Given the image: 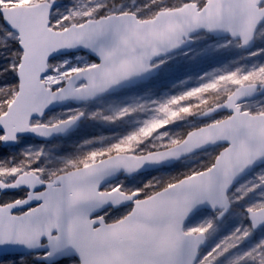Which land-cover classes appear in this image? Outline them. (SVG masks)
I'll return each mask as SVG.
<instances>
[{
  "label": "snow or ice",
  "instance_id": "1",
  "mask_svg": "<svg viewBox=\"0 0 264 264\" xmlns=\"http://www.w3.org/2000/svg\"><path fill=\"white\" fill-rule=\"evenodd\" d=\"M61 6L58 0L28 6L0 0V33L14 49L4 66L10 79L0 81V92L7 90L0 95V145L11 147L29 135L66 136L82 120L118 127L144 115L131 130L113 133L117 138L109 144L56 156V168L47 167L44 148L24 149L15 162L0 155V249L18 254V264H264V199L247 203L240 225L214 243L208 242L215 220L186 226L204 205L219 209L222 218L250 194L264 195V174L234 188L241 173L264 161V107L246 103L264 91V46L257 44L264 0H181L175 7L151 0L148 14L108 0H74L59 12ZM193 33L222 37L217 47L235 43L256 59L232 69L224 63L199 76L196 86L163 98L115 95L157 75ZM213 99L220 102L209 106ZM56 103L80 106L49 118ZM201 106L203 124L170 135L167 126L197 115ZM217 125H224L222 136L191 149L221 146L206 165L140 187L105 183L122 170L178 159L190 150L179 148L192 135ZM153 137L162 143L144 151ZM107 138L92 136L77 146ZM257 232L260 238L250 243ZM0 264L17 262L0 255Z\"/></svg>",
  "mask_w": 264,
  "mask_h": 264
},
{
  "label": "rangeland",
  "instance_id": "2",
  "mask_svg": "<svg viewBox=\"0 0 264 264\" xmlns=\"http://www.w3.org/2000/svg\"><path fill=\"white\" fill-rule=\"evenodd\" d=\"M58 1L62 3V6L58 9L59 12H63L65 10L63 5L66 4L68 6H72L74 3V0ZM32 2L33 0H21V6H28L32 4ZM108 2L113 6L124 4L129 7L140 8V10L145 14L152 11V7L145 6L149 5L151 0H108ZM180 3L181 0H156V4H163L170 7L178 6ZM221 41L222 39H216L209 34L200 33L198 36L193 38V45L191 49L171 55L172 58L167 62V64L162 66L159 73L155 77L148 80L146 83L125 88L123 91L116 93L115 95L120 97L135 96L145 100L163 98L166 95H174L196 86L200 82L198 79L199 76L203 75L205 72H211L214 68L222 67L224 63L227 64L229 69H232L240 65L251 64L255 61L256 58L247 57V53H245L243 49L238 48L235 43H233L230 49L217 47ZM257 44L258 46H264V33L257 34ZM13 50V41L11 38L7 37L3 33H0V81L5 80L6 78L10 79L8 70L4 66L14 59V56L12 55ZM81 55H84V53H81ZM260 58L264 59V56ZM6 92L7 90L0 92V95L6 94ZM218 101L219 100L216 99L210 100L208 105L211 106ZM247 105L253 110L264 107V96L251 102H247ZM77 106L80 105L68 104L60 109L47 113V116L49 118H63V114L68 107ZM203 113H205V110L204 107L201 106L197 115L190 116L184 120L169 125L167 126V130L172 136H184L190 129H197L198 126L206 121L207 118L203 120L199 118ZM143 115L144 114H137V116L130 117L127 122H122L118 127H106L96 122L82 120L79 126L72 133L64 137H58L49 142L43 143L37 139L26 137L14 147L5 148L0 145V155L6 153L9 157H14L15 159L13 162H15V160L20 158L19 154L24 149L31 148L33 150H39L40 148H44L45 151L49 153L50 163L47 164V167L56 168L61 163L55 158L56 156L66 155L68 153H71L72 155L79 153L82 155L91 147H102L104 144H109L113 139L117 138L116 135H113V133L123 134L124 132L131 130L136 127L135 120L137 117H142ZM101 135L108 137L102 143L97 142L93 145L77 146V144H79L83 139ZM161 143V138L153 137L150 144H144L142 145V148L146 152L154 151L152 146H159ZM219 150L220 147L209 149L174 165L166 166L143 174H136L130 178H123L121 175L113 183L120 182L128 188L140 187L149 180L153 181L154 184L161 183L168 180L171 176L179 175L206 165L216 154H218ZM262 174H264V165L253 170V172L244 178L236 187L249 185L251 182L256 181ZM115 190L119 191V189ZM259 199H264V195H261L258 190L256 193L250 194L249 197H246L244 202L234 203L230 211L223 217L222 220L217 219L218 212L212 213L208 211H201L191 218L186 226H194L209 219L215 220L217 231L210 237L208 242L209 244L214 243L219 237L228 234L231 230L240 225L242 217L239 213L247 203L254 202ZM260 235L261 234L259 232L254 234L250 243L257 242ZM9 258L14 259L18 264L19 256H9Z\"/></svg>",
  "mask_w": 264,
  "mask_h": 264
},
{
  "label": "water",
  "instance_id": "3",
  "mask_svg": "<svg viewBox=\"0 0 264 264\" xmlns=\"http://www.w3.org/2000/svg\"><path fill=\"white\" fill-rule=\"evenodd\" d=\"M58 3L62 4L61 2L58 1ZM200 33H193V36H192V41L185 45L183 48L181 49H178L176 50V52L174 53H170L169 55H173V54H176V53H179V52H184V51H188L189 49H191L192 45H193V38H195L196 36H198ZM212 36V35H210ZM212 37H215L216 39H222V37H219V36H212ZM162 68V67H161ZM160 68V69H161ZM159 69V71H160ZM156 76V75H155ZM153 76V77H155ZM153 77L149 78L152 79ZM130 86H133V85H130ZM128 86V87H130ZM264 96V91H258L255 95L253 96H250V97H247L246 98V103L247 102H251L257 98H260V97H263ZM68 104H64V103H56L55 105L53 106H50V108L48 109V112H51V111H54V110H57V109H60L64 106H66ZM200 119H206L207 118V114L206 112L203 113L200 117ZM223 130H224V125H217L216 127L214 128H209V129H205V130H201V131H197L194 135H192L187 143L185 145H182L180 146L179 150H183V148H188L190 150H188L187 152H185L184 154L180 155V157L178 159H174V160H165L163 163L161 164H145L144 167L138 171V172H132V173H129L127 171H120V172H117L114 176H111V177H108L105 181V183H113L120 175L123 176V178H130L132 176H135L136 174H143V173H147V172H151V171H154V170H158L160 168H163V167H166V166H171V165H174L178 162H181L191 156H194L196 154H199V153H202V152H205L209 149H213V148H216V147H221L219 144H208L204 147H202L201 149L197 150V151H193L191 149L193 148H196L199 146V144L201 143H204V144H207V139L209 137H220L222 136L223 134ZM74 131V130H73ZM72 131V132H73ZM70 132V133H72ZM69 133V134H70ZM68 134V135H69ZM65 135H60V136H54V137H51V138H48V139H45V138H42V137H38V136H32V135H29L28 137H31L33 139H37L38 141H41L43 143L45 142H49L51 140H54L58 137H64ZM67 136V135H66ZM16 145V144H15ZM15 145L11 146V147H14ZM3 146V145H2ZM4 147V146H3ZM129 164L130 165H134L136 163V161L132 158V157H129ZM262 165H264V161L262 162H257L255 165L251 166L250 168L246 169L243 173H241L237 178H236V182L234 184V187L237 186L239 184V182H241L244 178H246L253 170H255L256 168H259L261 167ZM117 192H119L118 190H114L112 193H109L108 195L109 196H112V195H115ZM3 194H0V198ZM231 209V208H230ZM229 209V211H230ZM202 211H208V212H212V213H215V212H219V209H213L211 208V206L209 205H204L202 206ZM228 211V212H229ZM201 212V211H199ZM197 212V213H199ZM226 212L225 215L228 213ZM196 213V214H197ZM195 214V215H196ZM194 215V216H195ZM224 215V216H225ZM194 216L190 217L186 223L191 219L193 218ZM223 216V217H224ZM223 217H217L218 220H222ZM0 255H7V256H19L18 254H14L12 253L10 250L8 249H0ZM65 260L67 258H64Z\"/></svg>",
  "mask_w": 264,
  "mask_h": 264
},
{
  "label": "trees",
  "instance_id": "4",
  "mask_svg": "<svg viewBox=\"0 0 264 264\" xmlns=\"http://www.w3.org/2000/svg\"><path fill=\"white\" fill-rule=\"evenodd\" d=\"M219 102H220V101H218L217 103H219ZM187 133H188V132H187ZM187 133H186V134H187Z\"/></svg>",
  "mask_w": 264,
  "mask_h": 264
},
{
  "label": "bare ground",
  "instance_id": "5",
  "mask_svg": "<svg viewBox=\"0 0 264 264\" xmlns=\"http://www.w3.org/2000/svg\"><path fill=\"white\" fill-rule=\"evenodd\" d=\"M128 88V87H127ZM240 183V182H239Z\"/></svg>",
  "mask_w": 264,
  "mask_h": 264
}]
</instances>
